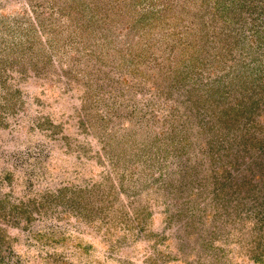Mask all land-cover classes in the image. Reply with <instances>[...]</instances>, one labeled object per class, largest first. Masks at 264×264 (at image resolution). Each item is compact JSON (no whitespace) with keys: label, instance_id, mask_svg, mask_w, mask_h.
Segmentation results:
<instances>
[{"label":"rangeland","instance_id":"1","mask_svg":"<svg viewBox=\"0 0 264 264\" xmlns=\"http://www.w3.org/2000/svg\"><path fill=\"white\" fill-rule=\"evenodd\" d=\"M0 264H105V0H0ZM106 264H264V0H106Z\"/></svg>","mask_w":264,"mask_h":264}]
</instances>
